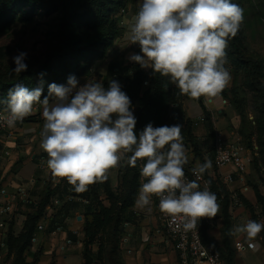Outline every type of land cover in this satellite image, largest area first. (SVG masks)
<instances>
[{"label": "clouds", "instance_id": "clouds-1", "mask_svg": "<svg viewBox=\"0 0 264 264\" xmlns=\"http://www.w3.org/2000/svg\"><path fill=\"white\" fill-rule=\"evenodd\" d=\"M245 10L233 0H139L137 11L122 20L123 38L138 45L140 53L128 59L152 75L167 78L180 94L193 100L215 102L232 77L226 67L228 42L236 37L245 19ZM26 53L13 57L20 74L27 70ZM43 75V74H41ZM43 82L36 88L17 83L8 89V127H15L42 104L44 120L40 147L47 154V167L53 178L66 179L76 193H83L97 182L108 180V173L121 167H136L146 161L140 174L146 178L135 201L141 211H152V198H159V210L184 232L197 228L202 218H214L220 211L215 193L200 189L197 180H186L188 163L182 125L153 127L151 123L137 133V119L130 97L118 81L107 88L88 80L80 86L75 76L67 84L51 83L41 99ZM131 155H128V154ZM211 161L192 169L201 177L211 168ZM264 230V223L248 220L234 225L231 234H243L249 248Z\"/></svg>", "mask_w": 264, "mask_h": 264}, {"label": "trees", "instance_id": "trees-1", "mask_svg": "<svg viewBox=\"0 0 264 264\" xmlns=\"http://www.w3.org/2000/svg\"><path fill=\"white\" fill-rule=\"evenodd\" d=\"M129 1L0 0V33L6 31L19 12L22 13L23 18H32L36 13L54 18L53 29L49 31V49L42 59L25 60L26 71L16 74L12 71L15 64L0 58V101L6 102L8 89L17 83H22L31 89L40 86L42 81L41 99H43L44 96H47L48 86L51 83L66 85L69 76H75L78 79L89 75L94 63L106 56L121 35V15L126 11ZM226 52L232 63L230 67L234 70L233 81L231 86L221 94L240 117L241 124L237 132L251 151V164L254 165L258 152L264 158V62L260 55L246 50L239 37V31L236 37L229 40ZM139 53L140 49L137 54ZM116 68L117 75L121 80L119 82L121 89L130 97L132 105L130 110L134 112L137 119L134 130L137 135L149 123L153 127L171 126V122L181 115L180 101L185 98L191 99L180 94L179 89L171 83L168 84L167 91H164L162 86L168 82L167 78L161 77L159 74L152 75L151 68L146 71L132 61L115 65L112 70ZM120 71L123 72L120 74ZM103 84L107 88L108 83L105 81ZM246 86L250 87L255 94V108L260 115L255 119L256 140L259 143L258 151L254 145V131L246 115L247 102L244 91ZM195 101L203 106L204 112L208 116L202 97ZM0 109H7L6 103H0ZM32 118L33 116L28 121L33 120ZM181 125L183 141L194 147L196 155L203 164V155L198 148V137L194 132L193 120L186 119ZM144 163L146 161L138 160L136 167H130L126 166L125 161H122V166L118 167L120 180L117 186H113L108 174L107 181L92 184L83 193H76L66 179H59L55 184L56 178L50 174L49 181H47L39 199L37 201L26 199L31 210L26 213L21 230L15 233L14 219L8 221L5 244L10 249L14 246L16 252L31 248L37 232L41 230L40 223L47 208L56 198L64 201L61 209L65 212L76 207L82 208L84 216L82 264L95 262L90 246L98 242L95 237L100 229L106 231L105 241L100 245L108 247L109 264H123L120 258L123 226L129 221V210L135 205L139 188L143 183L140 171ZM192 169L190 164L184 166L185 172H191ZM204 174L211 182L213 193L220 200L225 229L222 243L216 244L207 235L208 223L206 219H201L200 228L203 239L209 246L220 252L225 264H236V253L232 247V221L229 213V206L233 202L232 192H229L220 177H210L206 172ZM253 188H255L256 199L260 203L263 197L255 184H253ZM238 196L240 205L251 211L253 215L254 205L243 195L238 193ZM104 200L107 201V204ZM101 250L100 247L99 251ZM41 254V249L34 253L35 260L32 264H37Z\"/></svg>", "mask_w": 264, "mask_h": 264}, {"label": "crops", "instance_id": "crops-1", "mask_svg": "<svg viewBox=\"0 0 264 264\" xmlns=\"http://www.w3.org/2000/svg\"><path fill=\"white\" fill-rule=\"evenodd\" d=\"M138 2L139 0L129 2L126 15L130 17L137 11ZM122 42L120 39L115 41L106 56L94 63L91 73L80 78L83 82L80 86L88 80L101 83L105 81L109 83L110 80L121 82L117 68L112 70V67L130 62L129 55L138 53L139 49L138 45L130 44L124 45L121 49ZM149 69L147 68L146 71ZM122 72L120 71V74ZM230 84L231 81L227 87ZM202 101L208 116L200 103L185 98L179 103L180 117L174 119L171 125L181 124L186 119L193 120L194 132L198 137V148L203 160L204 162L210 160L212 165L206 173L210 177H220L229 192H238L252 204L255 203L256 195L252 185L239 181L231 165L215 167L212 158L216 138L221 136L229 139L237 132L241 124L238 113L222 94L215 102H207L203 97ZM42 110L43 106L35 112L33 120L23 122L9 131H0V213L14 219L17 232L22 228L26 213L31 210L26 199L37 201L51 174L47 167L48 156L40 147L44 124ZM184 145L187 149V164L193 168L201 165L202 161L196 155L194 147L187 142H184ZM228 173H233L234 180L224 183L222 178ZM58 181L59 179L56 178L54 183L57 184ZM142 182H146V178L143 177ZM112 184L117 185L113 182ZM152 200L150 213L147 210H139L135 205L129 210V221L123 226L120 243L124 264H179L172 241L160 224L156 204L153 198ZM63 203L64 201L54 198L40 223L42 228L37 232L35 245L41 249L42 254L37 264H82L83 211L81 207H76L65 212L61 209ZM3 209L7 211L3 212ZM229 213L232 221L231 232L234 225L251 220L248 210L244 206L234 205L233 202L229 206ZM206 222L209 239L221 244L225 229L222 207L216 217L208 218ZM1 226L3 224H0ZM243 239H246L243 234L232 235L235 244L238 241L243 242ZM235 261L236 264H249L239 253ZM258 262L251 264H259Z\"/></svg>", "mask_w": 264, "mask_h": 264}, {"label": "rangeland", "instance_id": "rangeland-1", "mask_svg": "<svg viewBox=\"0 0 264 264\" xmlns=\"http://www.w3.org/2000/svg\"><path fill=\"white\" fill-rule=\"evenodd\" d=\"M129 2H131V0ZM233 2L238 3L245 10V19L239 29V37L243 45L248 52L257 53L260 55L264 62V0H233ZM21 14L22 13L19 12L14 21L8 26L6 31L0 33V58L12 63H14L12 58L21 52L27 54L25 60L42 59L49 49V31L53 29L54 25V18L51 16L36 13L32 18H23ZM126 16L128 15H126L125 11L121 15V26L122 20ZM124 31L125 29L122 28V33L117 38V40L120 39L123 41L121 44V49L124 47V45H129V41L123 38ZM227 61L228 63L226 64V67L231 73L232 84L234 70L230 67L232 63L228 56ZM94 76L95 75H93V78ZM80 78L81 77L77 79L79 81V85L83 83ZM95 78L97 80L96 76ZM244 91L247 102V120L251 122V127L254 131V145L256 147V151H258L259 143L256 140L257 130L255 119H257L260 115L258 110L255 108L256 102L254 92L248 86L244 88ZM255 161L256 162L254 165L252 163L249 166L248 172L246 174V182L252 185V187L253 184L256 185L258 191L263 197V200L258 203L256 199V202L253 203V215L251 214V211L248 210V212L251 214V220L264 223V158L260 152H258ZM109 176L111 177V181L113 183H117V185L119 184V168L110 170ZM104 202L107 204V201L104 200ZM89 218L91 217L89 216ZM10 220L11 218L9 216H4L0 213V224H3V226L0 227V264H32L35 260L34 253L39 249V247L35 245V241L33 242L31 248H27L24 251L18 252H16L14 246L12 249H10L9 246L5 244V232L8 228V221ZM15 233H17V231H15ZM105 237L106 231L100 229L97 236L95 237L98 242L90 246L92 257L95 261L92 264H109V259L107 256L108 247L107 245H100V243L105 241ZM243 242H245V244L248 243L246 239H243ZM254 243L258 245L256 250L245 249L239 252L236 250L235 241L233 240L232 247L235 250L236 257L239 253L249 264L253 262L257 263L258 261L259 264H264V230H262V232L257 236ZM100 247L102 249L101 251H99ZM120 258L124 264L121 250Z\"/></svg>", "mask_w": 264, "mask_h": 264}, {"label": "built area", "instance_id": "built-area-1", "mask_svg": "<svg viewBox=\"0 0 264 264\" xmlns=\"http://www.w3.org/2000/svg\"><path fill=\"white\" fill-rule=\"evenodd\" d=\"M41 106L43 105H34L32 114L26 117L22 122H17L15 127L28 121ZM6 115L7 109H0V131H9L14 128H10L3 123V119L6 118ZM212 158L215 167L220 168L226 165H231L234 167L235 172L238 175V180L246 182V174L251 164V151L245 145L238 132L233 133L229 139L218 136L212 150ZM185 178L189 181L197 180L200 185L199 190L208 188L213 192L211 182L205 174L197 178L193 175L192 171L185 172ZM222 179L224 183H229L234 180V175L233 173H228L227 175H224ZM231 197L234 205H240L241 202L237 192H232ZM153 199L156 204L160 224L172 241L173 247L177 253L179 264H225L220 252L213 247H210L204 241L200 228L201 220L198 221L197 228L189 232H184L182 228H178L176 225L170 226V219L159 210V198L153 197ZM219 202L220 200H218V203ZM6 211V209H3V212ZM202 219L208 218L205 217ZM41 228L42 226H40V229ZM235 248L238 251L251 249L249 248L248 243L245 244L241 241L236 242Z\"/></svg>", "mask_w": 264, "mask_h": 264}]
</instances>
